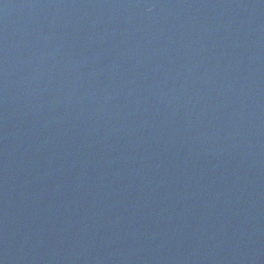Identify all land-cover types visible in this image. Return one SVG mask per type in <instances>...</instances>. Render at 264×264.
Instances as JSON below:
<instances>
[{"label":"water","instance_id":"water-1","mask_svg":"<svg viewBox=\"0 0 264 264\" xmlns=\"http://www.w3.org/2000/svg\"><path fill=\"white\" fill-rule=\"evenodd\" d=\"M0 264H264V0H0Z\"/></svg>","mask_w":264,"mask_h":264}]
</instances>
